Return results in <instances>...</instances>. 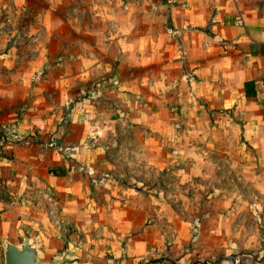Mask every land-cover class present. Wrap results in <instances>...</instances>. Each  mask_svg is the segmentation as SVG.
I'll use <instances>...</instances> for the list:
<instances>
[{
	"label": "crops",
	"instance_id": "crops-1",
	"mask_svg": "<svg viewBox=\"0 0 264 264\" xmlns=\"http://www.w3.org/2000/svg\"><path fill=\"white\" fill-rule=\"evenodd\" d=\"M168 1L178 70L160 75L148 90L144 81L136 90L128 83L122 92L115 85L114 104L90 98L72 107H18L36 90L18 65L32 62L17 57L15 44L8 49L0 37V129L14 135L0 134V264L3 243L26 237L45 263L227 264L225 242H218L223 232L213 230L206 216L190 222L166 203L169 211L162 213V202L147 193L159 187L122 170L109 136L130 127L142 145L167 140L166 157L177 159L180 131L190 134L216 112L242 114L247 137L256 139L264 155V0ZM73 59L81 82V66L89 60ZM89 75L91 89L80 83L78 94L98 92L100 83L107 94L113 74L103 75L105 84ZM149 125L166 133L158 130L149 141ZM41 194L56 203L52 217ZM195 227L192 241L187 231Z\"/></svg>",
	"mask_w": 264,
	"mask_h": 264
},
{
	"label": "rangeland",
	"instance_id": "rangeland-1",
	"mask_svg": "<svg viewBox=\"0 0 264 264\" xmlns=\"http://www.w3.org/2000/svg\"><path fill=\"white\" fill-rule=\"evenodd\" d=\"M169 3L168 0H0V37L5 47L9 49L7 45L14 43V54L27 55L32 62L18 65L19 73H30L34 83L31 85L36 88L33 98L30 96L18 107L26 104L72 107L90 98L114 104L119 97L115 85L119 84L117 89L122 92L128 83L136 90L144 81L148 90L160 75L169 76L178 70L173 65V56L180 48L171 42ZM45 56L48 60L43 59ZM73 57L89 60L81 66V82L75 78L78 66ZM89 73L97 75L99 83L106 82L103 75L113 74L107 83L110 87L107 94L101 83L98 92L93 89L78 94L80 83L91 89L88 84L93 81L89 80ZM36 76L39 79L32 80ZM127 77L129 80H124ZM166 113H162L163 120L170 118ZM202 122V127L192 126L190 134L178 133L183 151L177 159L166 157L167 140L142 145L138 143L137 131L125 126L110 134L109 140L116 145L110 150L118 155L125 173L159 187L156 194L152 190L147 193L162 202V213L169 211L166 205L169 204L185 220L196 222L206 216L213 230L223 232L218 242H225L227 264H264L261 148L254 137H247L242 114L233 117L216 112L206 122L202 118ZM146 130L144 136L149 141L154 140L158 130L166 133L153 125ZM196 227L187 231L194 235L192 241L197 236Z\"/></svg>",
	"mask_w": 264,
	"mask_h": 264
},
{
	"label": "water",
	"instance_id": "water-1",
	"mask_svg": "<svg viewBox=\"0 0 264 264\" xmlns=\"http://www.w3.org/2000/svg\"><path fill=\"white\" fill-rule=\"evenodd\" d=\"M3 252L4 264H67L66 259H60L52 263L42 262L34 241L27 237L20 243L5 241Z\"/></svg>",
	"mask_w": 264,
	"mask_h": 264
},
{
	"label": "built area",
	"instance_id": "built-area-1",
	"mask_svg": "<svg viewBox=\"0 0 264 264\" xmlns=\"http://www.w3.org/2000/svg\"><path fill=\"white\" fill-rule=\"evenodd\" d=\"M38 79H39V77L36 76L32 80L36 81ZM9 131L10 130L7 129V128H1L0 129V134L1 133H5L7 135L6 137L10 136L11 138H13L14 135L9 133ZM51 146H55V144L52 143ZM41 201L44 203V205H46L49 216L52 217L53 216V212H54V207H55V204H56L54 199L48 194H41Z\"/></svg>",
	"mask_w": 264,
	"mask_h": 264
}]
</instances>
